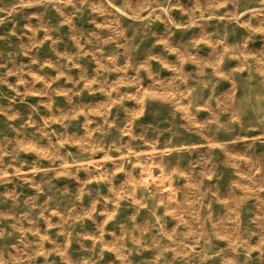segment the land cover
<instances>
[{"label": "rangeland", "instance_id": "374dc122", "mask_svg": "<svg viewBox=\"0 0 264 264\" xmlns=\"http://www.w3.org/2000/svg\"><path fill=\"white\" fill-rule=\"evenodd\" d=\"M0 264H264V0H0Z\"/></svg>", "mask_w": 264, "mask_h": 264}]
</instances>
